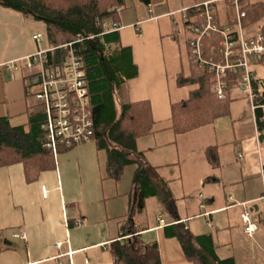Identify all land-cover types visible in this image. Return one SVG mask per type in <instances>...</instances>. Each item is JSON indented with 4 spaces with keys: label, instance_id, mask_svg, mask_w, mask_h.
<instances>
[{
    "label": "crops",
    "instance_id": "crops-1",
    "mask_svg": "<svg viewBox=\"0 0 264 264\" xmlns=\"http://www.w3.org/2000/svg\"><path fill=\"white\" fill-rule=\"evenodd\" d=\"M206 3L217 13L223 9L220 0H158L147 8L131 1L113 21L118 46L136 71L116 90V115L119 104L146 101L153 121L151 132L134 143L148 170L145 193L134 188V165L127 166V178V167L118 180L106 178V155L92 141L60 151L55 169L32 182L21 165L0 168V264H113L111 245L128 239L155 245L158 264H192L179 236L189 238L205 264L264 259V144L248 100L235 86L225 92L226 116L179 135L168 122L170 104L186 100L195 86L176 85L177 75H189L190 32L183 41L176 35L175 45L166 37L172 25L185 28L189 10ZM49 50L43 22L0 6V118L12 126L25 125L36 110L32 80L39 68L26 64ZM243 213L255 226L249 237Z\"/></svg>",
    "mask_w": 264,
    "mask_h": 264
},
{
    "label": "trees",
    "instance_id": "trees-1",
    "mask_svg": "<svg viewBox=\"0 0 264 264\" xmlns=\"http://www.w3.org/2000/svg\"><path fill=\"white\" fill-rule=\"evenodd\" d=\"M131 1L149 7L152 0H0V6L13 9L41 21L46 27V37L53 51L47 54L46 65L55 66L54 60L62 61L68 57L72 44L74 55L81 64L85 81L87 111L92 123V139L97 151L106 155L105 175L114 181L120 178L125 167L134 165V188L144 192L149 184L148 170L142 156L135 151V140L151 132L153 121L149 103L140 101L119 104V113L115 111V94L125 80L135 76L136 71L129 63V53L118 46L117 34L111 30L119 12ZM238 0V6L240 5ZM223 9L212 11L213 22L219 29L234 23V12L229 0L222 1ZM215 8V5H213ZM244 13L243 23H256L264 16V3L244 4L239 6ZM202 8L189 10L184 17V27L201 22ZM109 20L110 25L105 22ZM260 35L264 38V23L260 26ZM220 36L210 33L201 40L205 57L216 52ZM187 42L189 75L176 77L178 87L195 86L188 93L187 99L169 106V125L174 135L184 134L214 120L226 116L228 102L216 100L212 93L213 76L206 67H198ZM249 59L253 65L263 60ZM252 70V69H251ZM253 71V70H252ZM254 72V71H253ZM255 74V72H254ZM238 76L228 75L227 88L238 83ZM264 86V82L256 77ZM257 93L256 103H262L264 88L252 83ZM37 107V106H36ZM258 141L264 144V109L254 110ZM45 117L37 107L28 115L25 125L12 126L7 119L0 118V168L21 165L27 181H35L39 175L55 169L56 156L43 146ZM60 151H67L59 149ZM212 150H206V158L211 163ZM128 232L133 230L127 227ZM129 233V234H130ZM178 242L184 256L192 264H205L202 258L193 255L189 238L179 236ZM142 248V249H140ZM113 264H158L155 245L141 246L137 239H128L121 244L111 245ZM215 264H234L223 261Z\"/></svg>",
    "mask_w": 264,
    "mask_h": 264
},
{
    "label": "built area",
    "instance_id": "built-area-1",
    "mask_svg": "<svg viewBox=\"0 0 264 264\" xmlns=\"http://www.w3.org/2000/svg\"><path fill=\"white\" fill-rule=\"evenodd\" d=\"M224 1V0H220ZM234 12V23L219 29L213 22L212 8L210 4H203L201 22L189 27L192 38L189 47L193 62L198 67H206L212 72V93L216 100L225 98L228 75L238 76L236 85L239 93L244 96L249 104L250 110L264 109V97L262 103H256L257 93L252 86L255 81L257 90L264 88L261 82L256 81L254 72L250 69L249 59L264 57V38L258 34L254 37H246L242 34L241 21L244 13L240 11L238 0H229ZM119 12L118 9L115 10ZM111 24V30H115ZM210 33L218 34L220 40L216 52L205 57L201 40L208 37ZM35 36L34 39H38ZM72 44H65L59 48H70L68 57L58 64L46 66L49 51H42L32 57V62L26 64V68L32 70L35 63L38 71L34 74L32 83L38 87L35 99L37 107L42 111L45 121L41 129L43 131V146L51 150L53 155L58 154L59 149L69 150L73 147L91 142L92 123L87 111V97L85 81L81 70V64L74 55ZM44 62V63H43ZM43 194L46 191L43 189ZM264 203V194L260 198ZM243 233L251 236L255 226L250 222L248 213L241 216ZM160 223L162 221H159Z\"/></svg>",
    "mask_w": 264,
    "mask_h": 264
},
{
    "label": "rangeland",
    "instance_id": "rangeland-1",
    "mask_svg": "<svg viewBox=\"0 0 264 264\" xmlns=\"http://www.w3.org/2000/svg\"><path fill=\"white\" fill-rule=\"evenodd\" d=\"M152 5L156 4L158 2V0H152ZM264 3V0H241L240 1V7L243 6L244 4H253V3ZM221 5V4H220ZM179 21V20H177ZM106 23H109V20L106 21ZM264 23V16L262 17V19L256 23H251V24H244L242 25L241 27V30L243 32V34L246 36V37H254L255 35H257L259 33L258 29L260 27L261 24ZM189 29H185V28H180L176 25H172L171 26V33H170V36L166 37L167 41L172 43L173 45H175V38H176V35H179L181 41L183 40H187L189 38ZM253 68V71L255 72L256 74V77L261 79L263 82H264V58L263 60L257 62L256 64H254L253 66H251V69ZM35 109H37V107L35 106ZM102 155L103 153L100 154V158H102ZM132 168L130 167H127L125 169V173L123 175V177L127 178L128 175H127V171H130ZM136 217H141V215L139 214H135ZM258 264H264V259L261 260L260 258V261H258Z\"/></svg>",
    "mask_w": 264,
    "mask_h": 264
},
{
    "label": "water",
    "instance_id": "water-1",
    "mask_svg": "<svg viewBox=\"0 0 264 264\" xmlns=\"http://www.w3.org/2000/svg\"><path fill=\"white\" fill-rule=\"evenodd\" d=\"M136 209L140 210L142 206V194L141 192L137 193L136 203H135Z\"/></svg>",
    "mask_w": 264,
    "mask_h": 264
}]
</instances>
